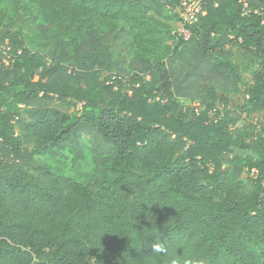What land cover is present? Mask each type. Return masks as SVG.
I'll use <instances>...</instances> for the list:
<instances>
[{
	"label": "trees",
	"instance_id": "1",
	"mask_svg": "<svg viewBox=\"0 0 264 264\" xmlns=\"http://www.w3.org/2000/svg\"><path fill=\"white\" fill-rule=\"evenodd\" d=\"M183 1L0 0V264H264V0Z\"/></svg>",
	"mask_w": 264,
	"mask_h": 264
},
{
	"label": "rangeland",
	"instance_id": "2",
	"mask_svg": "<svg viewBox=\"0 0 264 264\" xmlns=\"http://www.w3.org/2000/svg\"><path fill=\"white\" fill-rule=\"evenodd\" d=\"M171 29L173 30V33H177L178 35H184L189 37L190 32L186 28L185 23L182 20H173L170 21ZM176 40H170L169 44L174 45ZM244 63L246 60L244 59ZM230 99L232 103H239L243 100L242 94H230ZM231 103V104H232ZM60 108H65L64 105L57 104ZM72 115H80L82 113V106L78 105L77 107H72L68 110ZM257 118L259 120L264 121V117L261 115H258ZM81 141L83 143L82 146V153L83 156L79 157L76 156V154L70 152L69 150H64L62 152H59L56 156L53 158H49L50 162H53L54 159H61L65 161L66 163V172L69 176L83 182H91L94 179V176L96 174V166L94 162V154L90 150L91 141L89 140V137L87 135H83L81 138ZM234 151L236 153H240L241 155H249L253 154L252 151L249 150H241L238 148H234Z\"/></svg>",
	"mask_w": 264,
	"mask_h": 264
},
{
	"label": "built area",
	"instance_id": "3",
	"mask_svg": "<svg viewBox=\"0 0 264 264\" xmlns=\"http://www.w3.org/2000/svg\"><path fill=\"white\" fill-rule=\"evenodd\" d=\"M206 1L207 0H184L182 5L177 8L185 26L187 24L196 23L199 16L205 14L204 4Z\"/></svg>",
	"mask_w": 264,
	"mask_h": 264
},
{
	"label": "clouds",
	"instance_id": "4",
	"mask_svg": "<svg viewBox=\"0 0 264 264\" xmlns=\"http://www.w3.org/2000/svg\"><path fill=\"white\" fill-rule=\"evenodd\" d=\"M154 251L157 253L163 252L164 255L168 258V264H209V260L205 256L199 258H183L178 255L169 256L168 250L165 249L162 245L154 246Z\"/></svg>",
	"mask_w": 264,
	"mask_h": 264
}]
</instances>
